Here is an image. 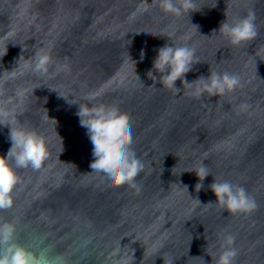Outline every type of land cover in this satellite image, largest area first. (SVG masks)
<instances>
[{"label":"water","instance_id":"obj_1","mask_svg":"<svg viewBox=\"0 0 264 264\" xmlns=\"http://www.w3.org/2000/svg\"><path fill=\"white\" fill-rule=\"evenodd\" d=\"M196 2L200 11L175 17L153 0H0V101L49 152L40 170H18L14 205L0 210L20 244L63 264H163L164 253L174 264H215L230 233L236 264H264V0ZM250 10L257 37L231 45L221 22ZM166 43L196 49L189 82L227 71L242 87L199 98L162 87L147 73ZM41 49L52 58L43 77L28 66ZM91 94L129 117L131 148L144 164L138 191L91 172L93 145L76 114ZM8 135L0 125V155L11 147ZM201 161L211 175L197 193L198 178L186 171ZM214 178L243 186L257 207L231 214L206 206L216 200Z\"/></svg>","mask_w":264,"mask_h":264},{"label":"clouds","instance_id":"obj_2","mask_svg":"<svg viewBox=\"0 0 264 264\" xmlns=\"http://www.w3.org/2000/svg\"><path fill=\"white\" fill-rule=\"evenodd\" d=\"M165 14L175 17L188 15L200 11L196 0H153ZM216 6V3L213 7ZM254 11L237 17L229 22L227 17L221 22L218 32L222 34L231 45L240 46L254 40L257 35V25ZM198 31V25L191 24ZM7 52V46L3 56ZM143 52L141 53V59ZM52 58L48 51L41 49L31 59V70L40 76L49 74ZM199 64L196 49L187 43L174 45L166 43L157 50L152 63V70L147 75L152 81L158 82L162 87L173 90L177 94L181 91L193 97L199 98L204 93L209 96H224L242 87L241 78L238 74L227 71L209 72L207 77L199 76L189 82L186 74L193 70L194 65ZM67 65L57 67V71L66 70ZM158 73L159 77L153 74ZM140 82L139 78L136 76ZM180 81L182 88L176 86ZM142 83V82H141ZM0 91V95H2ZM94 94L86 99L85 104H79L78 112L80 126L87 130V134L93 145L92 155L94 157L90 164L91 172L102 174L112 187L128 185L139 190L136 183L137 176L143 171L144 164L137 158L132 150L133 143L132 127L129 117L118 107L95 104L91 101ZM247 104L241 108L247 109ZM0 125L9 128L8 139L11 142L6 155H0V210L11 209L14 205L13 193L20 182L19 169L31 168L40 170L49 158V152L45 138L34 130H30L19 123L14 111L0 101ZM186 172H194L198 178L195 191L198 193L203 188V181L211 175L207 165L203 161L199 166ZM188 192V186H182ZM216 197L215 203L224 211L231 214L250 213L256 207L255 199L241 185L230 181H221L214 178L209 186ZM189 194V193H188ZM201 204L199 199H196ZM163 247L161 244L153 245L154 253H159ZM219 254L212 258L215 264H236L239 255L235 247V236L226 233L223 235L219 245ZM163 264H174V259L167 253L159 255ZM202 264H205L201 257ZM0 264H63L59 256H50L46 252L36 253L20 244L16 238V226L11 221L0 222Z\"/></svg>","mask_w":264,"mask_h":264}]
</instances>
